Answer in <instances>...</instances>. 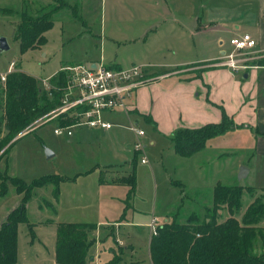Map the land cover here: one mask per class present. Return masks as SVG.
<instances>
[{"label":"rangeland","instance_id":"1","mask_svg":"<svg viewBox=\"0 0 264 264\" xmlns=\"http://www.w3.org/2000/svg\"><path fill=\"white\" fill-rule=\"evenodd\" d=\"M53 1L0 0V9H9L14 13L4 15L0 12V36L7 38L10 44L9 50L0 53V71L15 60L25 72L43 78L55 74L64 65H92L93 61L103 59L113 68L111 64L120 63L123 68L141 65L144 70H168L169 74H176L182 66L171 68L163 64L195 57L197 53L204 56L205 51L214 48L213 45L200 48L194 44L188 31L194 19V8L201 16L204 15L202 10L211 5L247 3L253 6L257 0H64V7L54 15L53 28L46 33L47 43L41 49L21 53L14 34L24 3L36 12ZM201 5L202 14L197 11ZM226 40L228 47L230 40ZM262 58L264 56L259 59ZM222 60L221 56L211 63L218 65ZM241 70L244 69L238 72ZM164 76L147 75V79ZM253 80L254 76L248 82ZM139 122L138 126L146 132L141 142L151 163L143 165L144 156H139L138 170L144 167V172L138 177L135 208L127 209L125 206L121 211H117L116 202L108 203L106 210H99V202L111 201L109 193L97 190L95 177L99 172L86 177L79 173L97 162L104 166L113 165L117 169L126 168L122 166L134 155L125 146L126 139L134 137L132 143L136 141L131 124L128 129L118 128L124 133L116 139L106 138L86 126L75 128L74 136L68 139L55 134L56 121L47 122L27 133L32 122L13 140L0 147V191L1 184L7 182L6 194L0 196V226L23 197L10 176L20 178L28 185L47 176L64 178L59 185L58 200L54 197L53 184L33 187L27 202V221L21 222L18 228V264L56 263V229L59 222L98 224L104 218L113 219L116 214V220L128 216L133 217L136 223L147 222L155 216V225L158 226L166 223V219L169 222L175 218L186 222L193 213L203 218L206 208L213 204V189L217 183L254 187L253 193L244 194L241 212L255 197L264 196V155L257 151V143L250 131L235 127L209 140L206 148L193 157L177 155L174 158L169 152L171 140L159 136L152 123L143 118ZM5 133L3 129L0 139ZM19 136L21 139L5 153ZM149 138L156 141L155 147L149 144ZM46 149L51 150L54 156L47 158ZM150 165L155 166V176L150 174ZM242 167L252 168L253 171L240 179ZM179 179L182 183L175 181ZM230 215L228 209L223 210L220 221ZM127 230L131 234L129 240L128 235L115 233L110 225L100 228L98 233L96 230L97 242L90 252L93 260L87 264H116L120 254L123 256L120 264L135 261V257L131 256L133 249L127 241L136 247V257L148 262L150 229L141 224ZM113 249L117 252L114 253Z\"/></svg>","mask_w":264,"mask_h":264},{"label":"trees","instance_id":"2","mask_svg":"<svg viewBox=\"0 0 264 264\" xmlns=\"http://www.w3.org/2000/svg\"><path fill=\"white\" fill-rule=\"evenodd\" d=\"M64 5V0H54L32 12L28 3H24L14 34L21 53L41 48L47 43L46 33L54 26V15ZM0 12L4 15L14 14L9 9H0ZM252 64L264 66V58L254 60ZM65 76L66 72L59 70L50 78V83L57 87L63 86ZM0 82V133L3 129L6 132L0 139L1 147L32 122L59 106L62 91L53 89L49 95L39 78L20 69L9 73L5 82L1 79ZM76 122V117L62 116L57 119V124L63 126ZM238 126L223 112L220 123L198 128H179L171 137L174 151L181 157H192L205 149L210 139ZM20 139L21 137L16 139L5 153ZM10 179L23 197L0 226V264H18V228L21 222L27 221V202L33 187L53 184L54 197L58 199L59 185L64 180L62 177L47 176L28 185L18 177L10 176ZM118 182L130 186V199L136 190L134 171ZM1 186L0 196H3L7 191V182ZM253 191L252 186L217 183L213 189V204L206 208L203 218L200 214L193 213L186 222H179L175 218L158 225L150 240L152 264H264V196L255 197L241 212L244 194ZM225 209L231 215L220 221ZM97 229L98 226L94 223H57L56 263L87 264L92 261L90 252L97 242L94 235ZM113 252L116 253V249ZM117 257L115 262L120 264L123 256L120 254ZM121 264L147 263L135 260Z\"/></svg>","mask_w":264,"mask_h":264},{"label":"crops","instance_id":"3","mask_svg":"<svg viewBox=\"0 0 264 264\" xmlns=\"http://www.w3.org/2000/svg\"><path fill=\"white\" fill-rule=\"evenodd\" d=\"M212 6L210 8L205 7L202 10L204 11V15L201 16L196 12V8H194V19L191 21L188 31L192 35L196 46L198 45L201 48L203 46L211 47L213 45L214 48L205 51L206 54L204 56H200L201 54L197 53L195 57L163 64V66L171 68L182 66V70L176 74H169L168 70L158 72L156 70L149 71L146 69V74L149 77L154 76V74L165 76L153 79L138 88L128 101L130 107L128 112L125 110H115L105 113L106 120L113 124L111 128L89 127L91 130L98 132L106 138L116 139L124 133V131L118 128L126 129L132 123L140 125L139 120L143 118L145 121L148 120L149 123L154 125V131L159 136L162 135L171 140L172 135L179 128H198L207 124L220 123L223 119V112H225L227 116L239 125L238 127H243L250 131L254 142L257 143V151L264 155V66L250 64L252 67L238 72L228 67L211 63L218 60L230 49V43L226 47V39L229 38L230 40L232 37L244 33L251 34L257 40V46L254 49L256 58L259 59L264 56V0H257L253 6L247 3L241 5L223 4L216 7ZM202 8L203 6L200 10L199 8L197 9L200 14H202ZM195 18H197V22L194 21ZM94 63L96 62L93 61L92 64ZM111 65L116 68H123L120 63ZM9 66L0 71V74L5 73ZM18 66L24 71L21 64L16 61V68ZM246 73L248 76L244 78ZM253 76L254 80L249 83L248 80ZM74 129L72 136L65 137L68 139L73 137L75 134ZM133 141L134 137L126 139L125 146L134 153L133 159L126 161V164L122 166L126 168L117 169L113 165L104 166L101 162H97L96 165L86 168L79 173V175L82 174L86 177L90 173L94 174L99 172L97 177H95L98 187L97 190L103 193L107 192L111 197V201L109 202L105 200L98 203L99 210H106V205L114 202L117 204V211H121L125 206L127 209L135 208L134 196L138 192V177L143 174L144 167L138 170L140 155L134 151ZM148 142L153 147L156 146V141L153 138H149ZM169 152L176 158L175 156L177 154L174 151L172 140L169 145ZM150 163L149 160V162L143 163V165L147 166ZM149 168L150 174L155 176V166L153 168L150 165ZM248 169V175H250L253 170L252 168ZM132 171L136 175V190L133 196L128 199L130 186L125 183H120L118 180L128 177ZM175 181L182 183L181 179ZM68 182L74 181L68 180ZM114 218L100 220L97 224V233L100 228L110 225L114 228L115 233L118 232L120 235H128L127 240H129V235L131 234L127 229L133 225L142 224L143 227L150 229L149 236L151 240L153 234L150 224L154 218L156 219L155 216L144 223L133 222V217L129 218L128 216H124L120 220ZM165 222H169V220L166 219ZM125 230L127 234H125ZM123 244L125 246V243ZM127 244L132 247L133 252L131 256L133 255L135 260L152 264L150 251L149 261L146 262V260H141L136 257L137 249L133 244H130L128 241Z\"/></svg>","mask_w":264,"mask_h":264},{"label":"built area","instance_id":"4","mask_svg":"<svg viewBox=\"0 0 264 264\" xmlns=\"http://www.w3.org/2000/svg\"><path fill=\"white\" fill-rule=\"evenodd\" d=\"M229 43L230 49L225 52L222 56L223 60L218 65L236 71L252 67L249 62L256 57L254 49L257 46V40L251 34L244 33L232 37ZM94 64L95 67H93V64L86 65L83 63L61 67L60 71H65L66 76L65 84L60 87L50 83V78L54 74L39 78L49 95L52 94L53 89L62 91L61 104L35 120L26 132L33 131L50 121H56L57 123V119L62 116L64 118L76 117L77 122L65 126L57 124L54 132L59 136H72L73 129L78 126L109 129L113 124L106 120L105 113L115 110L128 112L130 108L128 101L134 92L152 81L147 79L146 69L144 70L141 65H133L129 68H113L105 64L103 59ZM18 69L20 67L16 68V61H12L8 70L0 74L1 81L5 82L7 75ZM130 129L136 136V141L133 144L134 151L144 156L142 158L143 163L149 162L145 151L146 147L141 142V138L146 135V132L135 123L131 124ZM150 227L152 234H155L157 231L155 218L152 220Z\"/></svg>","mask_w":264,"mask_h":264},{"label":"water","instance_id":"5","mask_svg":"<svg viewBox=\"0 0 264 264\" xmlns=\"http://www.w3.org/2000/svg\"><path fill=\"white\" fill-rule=\"evenodd\" d=\"M9 49H10V44H9L7 38L0 36V53H3ZM93 67H95V64H93ZM247 76H248V74L246 73L244 75V78H246ZM46 156H47V158H51L54 156V153L51 150L46 149ZM248 173H249V169L246 167H242L240 170V173H239V178L242 179L244 177H247Z\"/></svg>","mask_w":264,"mask_h":264}]
</instances>
